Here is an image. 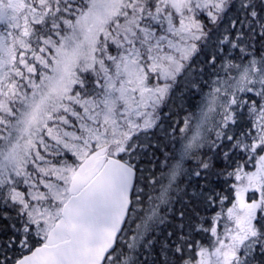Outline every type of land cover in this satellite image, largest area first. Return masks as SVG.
Listing matches in <instances>:
<instances>
[{
	"label": "snow or ice",
	"instance_id": "1",
	"mask_svg": "<svg viewBox=\"0 0 264 264\" xmlns=\"http://www.w3.org/2000/svg\"><path fill=\"white\" fill-rule=\"evenodd\" d=\"M0 264H264V0H0Z\"/></svg>",
	"mask_w": 264,
	"mask_h": 264
},
{
	"label": "trees",
	"instance_id": "2",
	"mask_svg": "<svg viewBox=\"0 0 264 264\" xmlns=\"http://www.w3.org/2000/svg\"><path fill=\"white\" fill-rule=\"evenodd\" d=\"M177 207H179V205H177Z\"/></svg>",
	"mask_w": 264,
	"mask_h": 264
}]
</instances>
